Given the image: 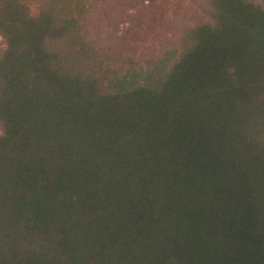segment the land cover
Returning <instances> with one entry per match:
<instances>
[{
  "label": "trees",
  "instance_id": "trees-1",
  "mask_svg": "<svg viewBox=\"0 0 264 264\" xmlns=\"http://www.w3.org/2000/svg\"><path fill=\"white\" fill-rule=\"evenodd\" d=\"M162 1L0 0V264H264V0Z\"/></svg>",
  "mask_w": 264,
  "mask_h": 264
},
{
  "label": "rangeland",
  "instance_id": "rangeland-1",
  "mask_svg": "<svg viewBox=\"0 0 264 264\" xmlns=\"http://www.w3.org/2000/svg\"><path fill=\"white\" fill-rule=\"evenodd\" d=\"M158 2V4H160V5H162L163 7H165V5L167 4V2H163L162 0H157ZM182 2H185L184 0L182 1ZM148 3H149V0H144V5H146V9L147 8H149L148 7ZM174 3V2H173ZM187 3V1L185 2V3H183V6H184V4H186ZM169 7L171 8L172 7V5L169 3ZM144 8V9H145ZM171 9H173V8H171ZM158 10H160V8H158ZM149 11V10H148Z\"/></svg>",
  "mask_w": 264,
  "mask_h": 264
}]
</instances>
